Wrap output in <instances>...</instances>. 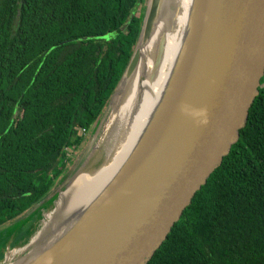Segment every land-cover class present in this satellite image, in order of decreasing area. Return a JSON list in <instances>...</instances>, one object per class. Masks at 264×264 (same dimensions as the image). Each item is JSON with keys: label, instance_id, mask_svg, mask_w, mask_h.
<instances>
[{"label": "trees", "instance_id": "trees-1", "mask_svg": "<svg viewBox=\"0 0 264 264\" xmlns=\"http://www.w3.org/2000/svg\"><path fill=\"white\" fill-rule=\"evenodd\" d=\"M145 11L146 0H0V227L15 233L53 202L66 149L99 123ZM261 84L238 141L147 264H264Z\"/></svg>", "mask_w": 264, "mask_h": 264}, {"label": "water", "instance_id": "water-1", "mask_svg": "<svg viewBox=\"0 0 264 264\" xmlns=\"http://www.w3.org/2000/svg\"><path fill=\"white\" fill-rule=\"evenodd\" d=\"M166 2L146 0L131 60L88 146L57 190L86 169L113 101L132 81ZM263 77L264 0H193L168 84L139 142L93 201L21 264H147L238 141Z\"/></svg>", "mask_w": 264, "mask_h": 264}, {"label": "bare ground", "instance_id": "bare-ground-1", "mask_svg": "<svg viewBox=\"0 0 264 264\" xmlns=\"http://www.w3.org/2000/svg\"><path fill=\"white\" fill-rule=\"evenodd\" d=\"M193 0H167L161 21L150 40L141 48L142 61L123 94L117 96L108 113L95 147L104 150L106 160L93 171L76 174L46 214L42 230L29 246L41 244L48 231L65 225L87 207L115 176L147 129L164 94L174 62L188 29ZM161 49L157 62V53ZM11 255L8 254L7 258Z\"/></svg>", "mask_w": 264, "mask_h": 264}, {"label": "rangeland", "instance_id": "rangeland-1", "mask_svg": "<svg viewBox=\"0 0 264 264\" xmlns=\"http://www.w3.org/2000/svg\"><path fill=\"white\" fill-rule=\"evenodd\" d=\"M102 118V116H101ZM101 120V119H100ZM97 128V125L95 126L94 130L91 131L90 133H85L86 135V139L84 141V143L80 146V148H72V147H68L66 150V155H67V160L70 156H72L73 154V158L72 161L68 162L67 164V169L65 171V173L61 176V178L59 179L58 183L53 187L52 192H54V194L52 193V200L53 202L51 204H49L47 202L48 206L44 207V204L42 203L43 207L45 208L40 215H37V217H31L25 224H23L20 228H18V231H16L15 233L11 232L12 231V227H10L9 229H7L9 226H12L13 223L12 222H7L5 223L2 227H0V236L1 237H5L7 238L8 236L10 240H8V242L6 243V240L0 238V258L3 256L0 264H21L23 262V259L25 260V258L27 256H29L28 254L31 253V250H35L37 249V247H40L38 245L35 246H29L23 251L24 245H22V238H26L34 229L35 225V230L33 231L32 235L30 236V240L33 239V237L36 236V234H38L45 222V217L44 215L46 213H50L54 210L56 205V201L59 198V195L61 193L62 190H64L66 187H62L60 189L57 190V186L61 183V181L68 175V173L70 172L71 168L73 167L74 163L77 161L78 157L82 154L83 150L88 146L94 131H96L95 129ZM106 160V153L104 150L101 149V151H96L94 152V154L91 156V158L89 159L87 165H86V169L85 171H93L98 169L101 165H103L105 163ZM64 225H61L55 232L53 233L52 231H48L46 233L45 239L41 242L42 244H45L47 242H50L54 239V237L56 235H58L61 231V229L63 228ZM7 229V230H6ZM6 230V231H4ZM13 233V234H12ZM14 239H18V240H14ZM29 240V241H30ZM11 242V243H10ZM10 243V244H9ZM22 245V247L19 248H14V246H19ZM10 245V246H9ZM13 251V255L10 257V260H6V255H8L9 253H11ZM28 258V257H27ZM9 259V258H8Z\"/></svg>", "mask_w": 264, "mask_h": 264}, {"label": "built area", "instance_id": "built-area-1", "mask_svg": "<svg viewBox=\"0 0 264 264\" xmlns=\"http://www.w3.org/2000/svg\"><path fill=\"white\" fill-rule=\"evenodd\" d=\"M83 133H86V130L85 129H83ZM69 158H73V154Z\"/></svg>", "mask_w": 264, "mask_h": 264}, {"label": "crops", "instance_id": "crops-1", "mask_svg": "<svg viewBox=\"0 0 264 264\" xmlns=\"http://www.w3.org/2000/svg\"><path fill=\"white\" fill-rule=\"evenodd\" d=\"M10 243H11V242H10ZM10 243H9V244H10ZM9 246H10V245H9Z\"/></svg>", "mask_w": 264, "mask_h": 264}]
</instances>
